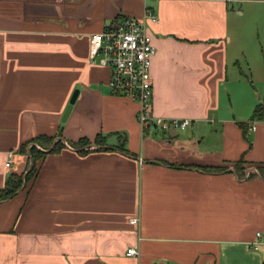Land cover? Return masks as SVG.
<instances>
[{
	"label": "crops",
	"instance_id": "obj_1",
	"mask_svg": "<svg viewBox=\"0 0 264 264\" xmlns=\"http://www.w3.org/2000/svg\"><path fill=\"white\" fill-rule=\"evenodd\" d=\"M241 1L264 0H0V188L31 165L23 142L58 128L62 142L35 144L46 152L36 172L0 200V264H223L264 245V177L231 166L264 163V119L250 118L264 95L238 78L229 48ZM145 7L157 18L152 114L190 119L182 130H142L138 103L90 60L91 34Z\"/></svg>",
	"mask_w": 264,
	"mask_h": 264
},
{
	"label": "built area",
	"instance_id": "obj_2",
	"mask_svg": "<svg viewBox=\"0 0 264 264\" xmlns=\"http://www.w3.org/2000/svg\"><path fill=\"white\" fill-rule=\"evenodd\" d=\"M156 20V16L145 7L140 18L121 16L104 24L101 31L90 36V60L110 68L107 84L112 92L138 103L137 119L142 130L151 127L162 131L182 130L191 124L190 119L152 114L151 61L155 47L148 32V22ZM13 155L14 152H8L6 166L11 165ZM131 221L137 222V218H131ZM256 235L262 237L260 232ZM126 253L137 256L139 251L131 246Z\"/></svg>",
	"mask_w": 264,
	"mask_h": 264
},
{
	"label": "rangeland",
	"instance_id": "obj_3",
	"mask_svg": "<svg viewBox=\"0 0 264 264\" xmlns=\"http://www.w3.org/2000/svg\"><path fill=\"white\" fill-rule=\"evenodd\" d=\"M236 8H239L242 13H237ZM231 16L233 28L230 30L232 41L229 48L234 58V72L238 78L241 76L244 82L256 91L257 97L262 98L264 82L259 79H264V1L237 2L234 4ZM149 30L148 27V32ZM231 79L232 77L230 78V85L237 87L239 83ZM231 94L226 91L223 95L224 101L228 104H232L231 97L234 101L236 100L233 87ZM239 162L240 169L235 165L236 162L232 163L231 166L243 175L258 172L257 166H245L244 162ZM30 166L22 174L23 176L30 169ZM223 259V264H264V245L258 249L251 246H239L234 251L227 253Z\"/></svg>",
	"mask_w": 264,
	"mask_h": 264
},
{
	"label": "trees",
	"instance_id": "obj_4",
	"mask_svg": "<svg viewBox=\"0 0 264 264\" xmlns=\"http://www.w3.org/2000/svg\"><path fill=\"white\" fill-rule=\"evenodd\" d=\"M251 119H264V97L262 100L255 105L253 108L252 114H251ZM239 125L242 128H245L246 126L245 122H239ZM61 136V131L58 128L55 134L53 135H47V134H39L30 140L28 139L27 141L23 142L19 150L22 153H27L28 157L31 160V166L30 169L27 171V173L23 176L22 174H16V173H10L5 181V184L2 188H0V200L1 199H6L9 197H12L16 194L18 189L25 183L27 180H29L34 173L37 170V161L41 160L46 152L37 149L35 144H39L42 147L48 149V152H54L59 150L62 147V142L60 139ZM125 139V138H124ZM106 140V136L97 134L94 142L96 144H103ZM89 141L87 139H81L77 143H75L73 146H75L78 149L83 150L82 148L85 145H88ZM120 150L126 151V149L121 145L118 146ZM243 162L241 159L236 161L235 165L237 166L238 169H240V162ZM254 166H257L258 168V173L264 177V163H256Z\"/></svg>",
	"mask_w": 264,
	"mask_h": 264
},
{
	"label": "water",
	"instance_id": "obj_5",
	"mask_svg": "<svg viewBox=\"0 0 264 264\" xmlns=\"http://www.w3.org/2000/svg\"><path fill=\"white\" fill-rule=\"evenodd\" d=\"M77 95H78V90L75 89V90L73 91V93H72L70 99H69L68 104H67L66 107H65V110H64L63 114H62V118H61L62 121H65L66 118H67V116L69 115V112H70V110H71V108H72V105H73V103H74V101H75Z\"/></svg>",
	"mask_w": 264,
	"mask_h": 264
}]
</instances>
